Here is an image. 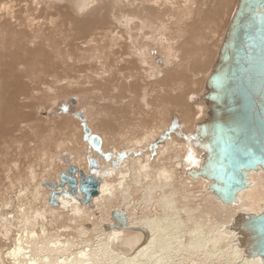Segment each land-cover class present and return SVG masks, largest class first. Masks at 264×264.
Instances as JSON below:
<instances>
[{"label":"bare ground","instance_id":"1","mask_svg":"<svg viewBox=\"0 0 264 264\" xmlns=\"http://www.w3.org/2000/svg\"><path fill=\"white\" fill-rule=\"evenodd\" d=\"M213 6L0 0V69L24 75L31 87L14 104L17 87L0 77V264H77L80 253L91 264H260L243 255L229 225L239 212L264 210V172L249 173L230 205L187 174L201 161L192 134L204 115L189 102L203 108L195 101L205 91L204 67L226 30V8L206 22ZM205 24L207 38L198 33ZM209 39L221 41L198 46ZM36 50L51 55L48 71L39 52L8 70ZM73 97L75 112L32 121L38 101L55 111ZM88 178L99 181V191L81 204L78 189ZM69 182L75 191H67ZM114 211L124 226L114 223Z\"/></svg>","mask_w":264,"mask_h":264},{"label":"water","instance_id":"2","mask_svg":"<svg viewBox=\"0 0 264 264\" xmlns=\"http://www.w3.org/2000/svg\"><path fill=\"white\" fill-rule=\"evenodd\" d=\"M195 102L205 105L192 134L201 161L187 174L207 181L215 200L233 204L248 187V174L264 172V0H237L205 91ZM89 140L100 148L98 137L90 135ZM90 167H96L93 160ZM68 186V192L76 190L72 182ZM79 191L84 195L79 202H90L99 191V181L88 178ZM111 217L114 223H126L120 212L114 211ZM229 228L243 255L264 264V210L237 213Z\"/></svg>","mask_w":264,"mask_h":264},{"label":"rangeland","instance_id":"3","mask_svg":"<svg viewBox=\"0 0 264 264\" xmlns=\"http://www.w3.org/2000/svg\"><path fill=\"white\" fill-rule=\"evenodd\" d=\"M214 1V6L212 7V11L208 14V16H207V18H206V22H208V21H210V20H213V21H216L217 19H218V14H219V12L221 11V10H225V8H226V18L223 20L224 21V23L226 24V27H227V25H228V23H229V21H230V19H231V17H232V15H233V12H234V9H235V7H236V4H237V0H220V2H217V0H213ZM53 13V12H52ZM173 13L174 12H172V14L171 15H173ZM205 27H208V24H205V25H203V27L201 28L200 27V29L198 30V33H199V35H202V34H204V32H205V35L204 36H206L205 38H207L209 35L208 34H206V31H204V29L205 30H207V28H205ZM204 28V29H203ZM222 33V32H221ZM203 36V37H204ZM106 40V42H107V40H108V38H106L105 39ZM211 39H209V40H205V41H203L202 43L200 42V43H198V46H205V44H206V47H205V49L206 48H208V49H210V43L212 42V46L214 45V43H216V44H219V42L218 41H221L220 39H217L218 41H216V42H214L213 43V40H211ZM215 40V39H214ZM209 41H210V43H209ZM206 42V43H205ZM205 43V44H204ZM221 43H222V41H221ZM209 46V47H208ZM211 46V47H212ZM219 46L220 45H218V48H219ZM72 48H74V47H72ZM78 48V47H77ZM218 48L216 49V48H213V57L212 58H208L207 60H208V62L206 63V65H205V67H204V69L207 71V76L209 75V73H210V69H211V67H212V65H213V63H214V61H215V59H216V56H217V52H218ZM75 50L76 49H73V54H74V52H75ZM39 52V54L37 55V56H40V60L43 58V57H45V58H48V59H44L43 58V64L47 67V71H48V66H50L51 65V57L49 58V57H47V55L48 56H51L50 54H49V52L48 51H39V50H36V52H34V53H31V52H29V55L26 57V58H24V59H22L21 57H16V58H12V56H11V58L13 59V60H11L10 61V66H9V68H8V70L10 71V70H13V66H12V63L15 61V60H17V61H20V62H25L26 60L27 61H30L31 62V57L32 56H34V55H36L37 53ZM46 53V54H45ZM44 54H45V56H44ZM74 55H76V54H74ZM209 55H212L211 53H208V56ZM30 58V59H29ZM29 59V60H28ZM8 60V59H7ZM46 60V61H45ZM195 69H196V71H197V67H194ZM5 68H4V66H2L1 67V69H0V72L1 71H3V73H0V77H2L3 79H2V82H3V84H14L15 86L13 87V89L15 88V87H17L16 89H15V92H12V91H14V90H11V94H10V96H11V99L12 100H10L11 101V103H13L14 102V104H18L19 105V102H18V100L20 99H22V96H28L29 94H30V92H31V87L29 86L30 84L26 81V79L24 80V75H15V76H17V78L16 77H11V76H7V75H5V70H4ZM52 70V69H51ZM2 75V76H1ZM58 75L59 76H61L62 74H60V73H58ZM20 79H19V78ZM21 78H23V79H21ZM18 79H19V82H18ZM22 80V81H21ZM205 82V81H204ZM204 82L200 85V90H201V93L204 91ZM17 83H19V84H17ZM27 83V84H26ZM196 89H197V86H196ZM155 91H156V93L158 92V90H157V87L155 88ZM14 93H15V95H14ZM28 94V95H27ZM16 96L19 98H16ZM41 98V97H40ZM74 98L75 97H73V98H70V100L68 101V100H62V101H60L59 102V104H58V106H57V108L56 109H54L55 111H51L50 109H49V107H50V103H46L45 101H38L37 103H35L31 108H32V111H36V108H39V106L41 105V107H42V109H39V110H37L36 112V116H34V117H32V121H37V119L38 120H41V121H44V122H46L45 120H46V118L48 119V118H54V117H56L57 116V113H71V112H75L76 111V109H77V106L75 105V103H74ZM196 98H197V96H196ZM17 101H16V100ZM15 100V101H14ZM193 101L194 100H192L191 101V99H190V102H189V105H190V109L194 112V113H201L202 115H203V113H204V105H203V108H201V109H198L197 108V104H194L193 103ZM41 103H43V104H41ZM49 104V105H48ZM171 104H172V102H171ZM39 105V106H38ZM34 107V108H33ZM30 108V109H31ZM154 109H155V107H153L152 108V110L151 111H154ZM50 110V111H49ZM201 119V118H200ZM33 122V123H34ZM36 123V122H35ZM60 128L62 127V125H60L59 126ZM15 135H17V134H15ZM72 178H74L75 179V177H72ZM76 180V179H75ZM68 186V185H67ZM69 188H67V190H68ZM79 190V189H78ZM77 192H79V191H77ZM80 193V192H79ZM81 194V193H80ZM91 223H93L94 224V222L93 221H90V222H88L87 224L89 225V226H93V224H91Z\"/></svg>","mask_w":264,"mask_h":264},{"label":"clouds","instance_id":"4","mask_svg":"<svg viewBox=\"0 0 264 264\" xmlns=\"http://www.w3.org/2000/svg\"><path fill=\"white\" fill-rule=\"evenodd\" d=\"M80 255L83 257V261L77 262V264H91V260L84 253H80ZM33 264H35V262H33Z\"/></svg>","mask_w":264,"mask_h":264},{"label":"snow or ice","instance_id":"5","mask_svg":"<svg viewBox=\"0 0 264 264\" xmlns=\"http://www.w3.org/2000/svg\"><path fill=\"white\" fill-rule=\"evenodd\" d=\"M187 159H188V161H190L193 164L196 163V161L193 159V156H192L191 151H189L188 156H187Z\"/></svg>","mask_w":264,"mask_h":264}]
</instances>
